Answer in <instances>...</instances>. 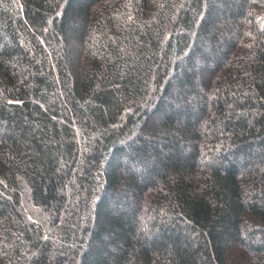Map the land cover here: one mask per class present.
<instances>
[{
	"label": "trees",
	"instance_id": "1",
	"mask_svg": "<svg viewBox=\"0 0 264 264\" xmlns=\"http://www.w3.org/2000/svg\"><path fill=\"white\" fill-rule=\"evenodd\" d=\"M0 264H264V0H0Z\"/></svg>",
	"mask_w": 264,
	"mask_h": 264
}]
</instances>
